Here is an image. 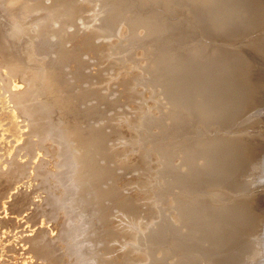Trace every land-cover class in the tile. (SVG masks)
<instances>
[{"label":"rangeland","instance_id":"374dc122","mask_svg":"<svg viewBox=\"0 0 264 264\" xmlns=\"http://www.w3.org/2000/svg\"><path fill=\"white\" fill-rule=\"evenodd\" d=\"M55 1L58 0H47V1L45 0L44 2L46 4H51L54 3ZM176 1L177 0L175 1L174 0H69L72 7L74 8L73 9L74 13L73 15H71L70 17L71 19H69V21H66L64 24L62 22L65 32L64 47L65 48L67 47L66 49L69 51L79 50V52L76 51L77 58L71 56L66 60H62L60 58L62 62L59 61L60 46L56 43L57 40L59 39V36L53 33L49 34L48 36L49 43L55 44V46L51 50L50 56L54 60V57L57 55L55 58V60L58 58L59 61L56 62L57 73L61 70L59 73L61 82L62 84L65 83V86L68 85L67 87H65L66 88L65 92L64 91L63 93L62 91L60 92L62 96L59 94L60 96L58 95L59 96L58 100L60 99L63 100L68 95L72 96V102H74L73 103L74 110L86 111L87 113V115H79L78 121L81 124V127L86 131V133L96 132L97 136L99 135L98 140L100 146H97V148L92 150L93 152L90 155H86V156L87 158L90 157L89 158L90 160H92V157L94 158L97 167L100 170L102 169V173L100 174L99 178H97V176L95 177L94 175L89 177V179L91 178L90 181L92 180L95 181V182L93 181L95 184L93 182L92 183L90 182L91 186H89L90 188L87 189V193L83 191V195L84 192L86 193L87 196L89 194L88 197L86 196V199H83L79 203V201L76 198H74L76 197L75 191H73L75 192L74 193L75 195L72 196L70 195V193H72V189L76 187L75 184H77V178H78L77 173H79L80 171L79 165L78 164L75 165L76 164L75 162L74 164H72L75 166V168L72 166V169L77 171V173L76 171L71 172L72 174L71 177L73 178H71L68 175V172L70 169V164L72 162L70 160L71 157L73 159L74 156L80 157L81 154L80 150L85 151L87 145L77 146L74 143L72 144L73 147H71L72 145H70L69 146L70 154L69 153L66 154L67 160L64 162H62L60 158L61 155L60 149L57 151L58 153L60 151V153L57 155V153L53 154L49 152L47 148H42V146L45 147V145H47L50 142L52 143V144L50 143L51 148L55 147L54 144L61 145L62 141H60L59 138L57 137L53 139L51 138L53 141L49 140V142L47 138L46 139L47 141H44L43 145L39 144L38 146V144H36V146L33 149L36 150V152L33 150H32L33 152L31 151L30 153L27 152L28 150L21 151L18 148V146L15 145L13 139L8 141L6 140L5 148L4 149L1 148L2 151L0 149V152L3 154V153H7L9 148H15L13 156L10 157L9 159H6L3 157V155H0L1 160L5 159L9 161L10 165H6V167L8 166L7 167L8 169L10 167L14 169L16 164L19 165L20 163L23 166L21 172L23 171L24 172L22 174L21 172H17L18 174H21L20 176H18V174H14V178H13L15 180V184L13 185L14 187L13 186L11 187L13 188L11 189V192L9 190L10 193L9 197L7 194L6 200L4 199L5 203H9V205H6V207L11 206L12 203L15 204L17 201L19 202L22 201L21 203L22 205L23 204L26 206L28 205V207L26 208L28 209V211L23 215L24 217L18 216V219L21 220V221L18 220L16 224L17 226H15L16 229L15 232H17V235L20 233L18 236L22 235L26 230L32 231L42 226L44 227L47 226L50 228L54 227V224L56 223L55 220L52 221V219H47L44 217H41L39 219L40 216L38 217L37 220L36 214L37 213L39 215L42 214L37 212V210L40 209L39 210L40 212L42 209L43 211L47 210L45 199L49 194H51V191L52 192L55 191V193L57 192V194L59 193L62 194V192L64 193L63 190L64 187L62 188L63 185L59 184V181H57L59 180V178L60 179L62 178L63 181L67 183L66 195H64L63 197H56L54 205L52 207L53 208L56 207L57 209L58 208L63 209L68 215L69 214L72 215L71 216L72 228L69 230L68 233L69 240L67 241V245L71 246V247L69 246L71 249L67 248L68 249L67 251L69 253L71 252L70 255L73 256L72 258H70L69 261L70 264H113L114 262H115L114 264H160L161 262H162L161 264H172V263L177 264L176 261L179 264H181L180 262H182L183 260H184L183 262L192 264L193 263L192 261H194V256L192 255H195L196 258L197 256L199 258H202V261L200 262L201 264H213L211 262V258H214L212 257V255H214L213 253H215L214 250L212 251L213 246L208 241L207 245H205V248L199 247L196 250H193L195 246V242H194L195 240L192 239L193 238L195 239V235L193 233L194 231L193 228L189 226L190 224L191 226L193 225L197 229L201 228L204 231L205 229L206 231H212L213 227L217 225V222L213 223V221L208 219L209 215L206 216V214H210L211 208L212 209L215 208L219 203V202L217 203L218 200L216 202L213 201L211 195L213 196L219 195L220 197L224 195V197H222L223 198L222 202L223 205L226 207H229V205L230 206L233 205L234 203L240 201L241 199L246 200L247 198L253 199V204H256L257 203L256 200L259 196L264 197L263 194L264 173L262 172V170H259L257 166L255 167V169H252L251 172H248L247 170L237 173V178H238L237 183L233 185V188L232 186H229V188L231 187L232 189L231 188L229 189L228 187L226 188L221 187L218 189L217 187L218 189L217 190L216 187L214 186L215 187L214 188L212 187V185L211 188L205 187L209 189V190L207 189L208 192L206 191V193H205V189L203 188L200 189L198 188L196 190L194 189L195 191L198 190L197 191L198 193L199 191H201V189L202 191L204 190V192L201 191L199 195L197 194L194 197V198L197 197L196 200L194 198L192 199L194 202L196 201L195 204H198V207L196 205V209H192V212L195 210L193 214L197 210L196 213L199 216L200 215L201 216L199 217L197 216V214L193 215L192 212H190V214L192 215L187 214V216H185V214L183 215V212L181 213L180 210L178 211V213L180 212L183 215L180 216L182 221L187 223L188 227H190L189 229H191L188 230L189 232L188 234H192L193 236L188 235L187 230L185 231V229H183L182 231H185L183 232V234L186 235L184 237V235L182 234L183 237H180L182 236L180 233L182 232L180 231L182 228H180L179 225L177 226L174 223H172L173 224L172 226L173 227L175 226V228L173 231L172 230L169 231L170 233L169 232L164 233L163 226L166 224L163 223L164 225L162 226L160 225V222L156 227L153 228L152 232H150L149 229L147 228V225L151 223L152 219H157V220L159 219L158 215H160L162 212L163 214L170 215L172 218L177 217L175 216V214H173L175 212L173 209H177L178 206L179 208L180 207L187 208L189 207L188 206L189 205L188 203H190L189 200H191L189 195L186 194V191L181 189L180 185H178L180 188L178 186L177 188L175 187L173 188L172 187L173 185L169 186L170 183L168 185L167 182V185L170 188L166 189L163 183L165 178L166 180L168 179L170 182H173L178 179L180 180L181 177L178 175L179 170L176 168H173L174 170L172 168L171 170L167 168L170 172H165V170L163 169L166 168L163 167L164 166L163 163L165 164L171 163L175 167L178 166L184 167V165H182L181 163L184 160H187L186 162L189 161L188 159H186V155L188 154L190 148L196 143L197 140H201V139L202 141L216 140L221 143L229 144L226 143L225 139H235L241 136H247L248 138H252V136H257L256 134L260 133V130L257 129L255 126L254 127L249 126V128L247 127L245 121L251 117L243 118L241 119V122L238 121L237 122L238 124L236 123L235 125H233V127L229 129H224L218 126H212L209 128L201 124H196L195 126L192 119L190 120V117L188 115L183 114L184 111L182 112V110L183 109L185 110L183 106L187 107L189 106L188 103L191 105V101H193V99L197 100V94L194 93L198 92L200 93L199 94L200 96L202 95L201 93L203 91L199 92L202 89V88L200 89L201 86L199 84L202 83L203 80H206L204 79L205 77H210L211 73H213L214 71L212 65H209V63L212 61L207 62V66H206L207 68H205L207 72H204L205 70L201 69L200 63H202L204 60L208 58L212 59V57H214L215 54L214 53L212 55L213 51L216 52L218 49H220L221 52H224L228 56H231L230 54H232V52L234 56H240L241 53L239 52L241 50L240 47L254 36L251 35L250 38L248 37L246 40L243 41H240L239 39L229 40L228 36L224 32L223 33L221 32L223 35L221 33H219L218 35L219 30L216 29L215 31L214 28L216 27L215 24H217L214 19V16L217 13L221 12L220 9L218 11L214 9L211 11V9H207V8L206 10L198 8L199 10L197 11L195 10L194 13H191L183 7H179L180 5ZM51 6L53 8L55 5L52 4ZM207 10H209L210 12H207ZM213 12L215 14H213ZM196 13L200 16V20H203L202 23L199 22V18L196 15ZM210 13L212 14V17L214 19L212 23H211L212 19L210 20L211 18ZM218 15L219 14H217V16ZM42 16H44V14ZM195 17L198 19H194ZM5 20L6 19H4V17L1 16L0 14V21H1L0 25L2 27L3 37L5 42L9 45L15 43V41L17 40L23 42L24 40H27L29 38L30 39L32 38L34 40L36 39L35 41H39L40 37H42L41 34L39 35L37 29L38 27H36L37 25H34L33 23L35 17L32 18L29 17V19L26 20V23L27 25H29V29H30V30L28 29V31L32 35L30 34L26 35L24 37L25 39L21 37L20 31L18 30L16 25L8 24L5 22ZM104 23L105 25H103ZM55 25H56L55 27L58 28L57 27L58 24ZM110 25L112 26V28ZM99 26L100 27L106 26V28L107 27L108 28L106 29L104 27L100 29ZM204 28L206 29V32H204L205 31ZM31 30L35 31V33H33V31L31 32ZM213 30L215 35L213 33ZM257 33L255 34V36L257 35ZM21 42L18 44H21ZM206 51H208L207 54ZM236 51L238 52V54L236 53ZM246 51H249V49H247ZM168 54H170L171 56ZM190 55L194 56L192 59L197 60L196 65L199 64L198 65L199 69L194 64L189 65V62L192 61ZM46 56L47 55H44L43 57L42 56L35 57V59L32 62L30 61L29 63L32 65L35 62L34 65L32 66L35 67L38 64L36 67L37 68L40 67L39 70L41 71L43 65L42 63L41 64L39 63ZM195 56L197 58H195ZM223 56L221 55V57ZM199 57L201 58L202 61L198 59ZM37 58L39 59L42 58V59L39 60ZM172 58L174 61L172 60ZM180 59L182 60V62ZM184 60L185 61L188 60L186 61V63L188 64H185ZM198 60L201 62H199ZM59 63H62L63 65ZM221 65L227 66V63L221 62ZM189 66L191 67L190 70L189 68H187ZM208 66H210L211 69ZM59 67L62 69H60ZM195 67L197 68V70L195 69ZM165 71H167V73H165ZM200 71H202L203 73L201 72L199 75ZM195 72H197L198 74ZM205 73L207 75H205ZM185 74L189 78L186 77ZM180 77L182 78V80ZM183 77H185L188 81V89H190L189 91H186L188 90L187 86H185L187 82ZM183 80H185L186 83L183 82V85L181 86L180 83H182ZM191 81L192 83L195 84L193 85ZM197 81L199 82V84ZM193 86H195V88ZM182 87H184L185 90ZM192 87L194 90L192 89ZM196 87H198L197 89L200 90H195ZM177 89H179L178 90L179 92L177 91ZM182 90L184 91V94ZM167 91L169 93H167ZM159 92L161 93V95L159 94ZM188 92L192 94L190 95ZM65 93L68 94L66 95ZM171 93L174 94L172 95ZM162 94L166 95L165 98L169 97L168 99L172 97L169 100L171 104L170 106H165L164 102H167V100L164 101L165 95L162 96ZM180 94L183 96V97L181 96L182 99L179 96ZM193 94L195 95L196 98H194ZM203 95L205 96V92ZM161 97L163 101L161 100ZM178 97L181 99L179 102H178L179 100ZM188 97L189 98L191 97L190 98L191 101ZM73 98L75 99V101H73L74 100ZM3 99L4 98L2 97L1 102L4 101ZM182 100H185V102L187 101V103H185ZM181 101L183 102L182 104L185 105L181 106L182 105ZM176 102L180 103L179 104L180 107L177 106L178 104ZM4 103L6 104V102ZM4 105H3L4 111H2V114L3 116L6 115L5 117L8 118L7 119V124H8L10 122V118H13L11 117L13 114L12 113L13 110L11 106L8 105L9 107L8 108L7 106L5 107ZM173 105H176L175 108H173ZM60 106H62L61 103L57 104V102L56 104H52L51 106V108L56 109V111L54 109L53 110L55 112L54 121L57 127L64 126L63 116L60 117L61 114H59L62 111L61 109H64V106H62V108H60ZM8 111H10L11 113ZM258 112H259L258 108H255L253 110L252 119H250L251 121L256 120L255 115ZM8 113H10L11 116H8L9 115ZM165 114L168 115V122L166 121L163 124L159 123V121H157L158 116L159 118L160 116L162 118V116ZM68 116H73V113H69ZM186 116L189 118H187ZM263 116H264V112H263ZM17 123L21 127H23L22 132L24 134L29 130L28 125L25 124L26 122H24L22 119L20 118L19 120L17 119ZM23 123L25 125H23ZM80 124L78 126H80ZM0 136H1V132H0ZM85 140L88 143V139ZM32 141L33 143L37 142V140L35 139H32ZM0 147H1V137H0ZM42 150L46 152H43ZM202 151L203 150L201 149L197 150L198 155L196 154V156H194L193 158L197 157L198 159L196 158L195 161L194 159H190L192 163L193 162L201 163L204 160L205 156L203 157V155L206 154L205 153L203 154ZM73 153L75 154L73 155ZM76 153L78 156L76 155ZM200 153H201V157L199 156ZM25 154L29 156H26ZM19 155H20L19 158L21 160L17 157L16 161H14L13 159ZM31 156H33L34 158H32ZM202 157L203 159L201 161ZM17 159H19L21 162L17 161ZM54 160L56 161V163ZM11 162L13 164H11ZM51 165L57 168L56 172L51 171L49 169V166ZM24 168L26 169V171ZM84 171L85 172L89 171V167ZM163 171L165 172V174ZM7 172L5 173V175L7 174ZM0 173H1V169H0ZM42 173L43 175H45L46 173L45 176L47 177L45 176L43 177H45L47 181L46 183L48 185L46 186L45 184L46 187L41 186L40 189L39 188L41 184L40 180L42 178L38 177V175L40 176V174ZM15 176L17 177L15 178ZM52 177L56 179L53 180ZM93 177L95 178L93 179ZM39 178L40 180H38ZM186 179L187 178L184 177V181ZM49 180H51L50 184L48 183ZM83 180L87 181L88 179H83ZM96 181L98 184L96 183ZM30 182H32V186L28 185V183ZM187 183H189V181H187ZM52 184L55 187H53ZM68 185H73V187L69 188ZM244 186H246L247 189H245ZM210 189L212 190L211 193H210L211 191ZM214 191H216V195L215 193H213ZM220 192H222L223 194L222 196ZM10 195H12L13 197L14 195L15 196L17 195L16 198L18 197L19 198L16 201L13 200L15 197L13 198ZM168 195L169 197L167 198ZM174 195L176 196V198ZM209 195L211 196V198ZM177 196L180 198L181 197L185 198L184 201L183 200L182 201L184 205L185 203H187L186 207L182 206L183 203L181 204ZM198 196L201 197L199 198V200H197ZM205 196H207L208 201L212 199L211 200L212 203H210L211 201L210 202L207 201L208 203L205 201L204 203V200H206ZM26 197L27 198L30 197L32 199L30 198L26 199ZM9 198H13V199H9ZM20 198H22V200ZM74 199H76L75 200L76 202H74ZM200 199L201 200L203 199V201H200ZM173 200L175 201V204ZM32 201L34 204L30 205L29 202ZM176 201L179 202L176 203ZM200 202L204 203L203 206L207 205L206 207L204 206L203 208L205 212H203V209H201L203 206L202 203ZM215 203H217L216 206ZM199 204L201 205V208H199L200 207ZM169 205L171 206L174 205L176 207L175 208L170 207ZM2 210L3 208L1 207L0 209L1 218L4 216L2 215V212L4 213V210L3 211ZM237 210H235V214L228 215L226 221L223 223L224 229L221 230V235H225L227 239H229L228 237L231 235L234 236L235 232L237 234L239 233L234 237L238 236L237 239H239V236H241L240 241L244 242L243 245L242 244L230 245L232 246L230 248L231 249L230 251H234L235 254L229 257L230 259L228 264H264V241L259 239L257 233L251 231L253 226V221H251V219L248 218L249 215L242 212V209L240 208ZM35 211L37 213H33ZM201 211L203 214L200 213ZM239 212L240 213L242 212V214L243 213L244 214L241 215ZM14 214H15L14 212H10L8 214V219L11 217L10 221L13 220L14 222L17 216V214L15 215ZM26 215L27 216L30 215L29 217L30 218L32 217L33 219L31 220L26 219L29 218ZM246 215L247 217H244ZM184 217H186V219ZM192 217H194V220ZM23 218L24 220L26 219L25 221L29 220V222H25ZM65 219L66 218L63 219L64 222L66 221ZM197 219H199L200 222H202L203 224L198 222ZM206 219L207 221H205ZM209 221H211V223H209ZM195 224L198 225L196 226ZM204 225L206 228L202 227ZM164 228L166 229V227ZM207 228L209 229L207 230ZM6 229H7V225H6ZM232 231L234 232V234ZM26 232L24 233V235L29 234V232L27 234ZM56 232L57 231H55L54 233ZM177 232L179 234L175 236ZM205 232L203 233L205 234ZM166 233L169 234L168 236L170 237L169 240L165 238L167 235ZM14 235H16V233ZM14 235L12 234V236ZM163 235L165 236L163 237ZM187 237H188V241H187ZM177 238H179L180 240ZM183 238L186 239V241H183L184 240ZM190 241L193 242L194 246H192L193 244ZM178 242L179 244L181 242L183 247L184 248L187 247V248L184 249L181 244L177 245ZM182 242H186V243H182ZM174 244L177 246H175ZM188 244H190L191 246ZM191 251H193L192 254ZM184 257L190 259H185ZM186 260H188V262ZM190 260L192 261L189 262ZM73 261H75L76 263Z\"/></svg>","mask_w":264,"mask_h":264},{"label":"bare ground","instance_id":"6f19581e","mask_svg":"<svg viewBox=\"0 0 264 264\" xmlns=\"http://www.w3.org/2000/svg\"><path fill=\"white\" fill-rule=\"evenodd\" d=\"M44 1H41V0H0V14H1V16H3L4 19H6L5 20L6 23L17 26L18 30L20 31L21 37L24 38L26 35L30 34L28 31L29 25H27V23H26V20L29 19V17H31V18L35 17V20L33 23H34V25H37L36 27H38L37 29H38L39 35L41 34V36H42V37H40L39 41H35L36 39L34 40L32 38L31 39L29 38L27 40H24L23 42L17 40V41H15V43L9 45L4 40L3 33H2V27L0 25V132H1V136H0L1 137V147H0V149L5 148L6 140L8 141V140L13 139L15 145H17L21 151H27L28 150L27 152L30 153L34 149L36 144H38V146H39V144L43 145L44 141H47L46 140L47 138H48V142H49V140L51 141L53 138L57 137V138H59L60 141H62L61 145H55L53 143L55 147L51 148L52 143L50 142L51 144L46 143L47 145H45V147H43L42 145L41 146H42V148H47L48 151L53 153V154L57 153V155H58L61 151L60 158H61L62 162H64L67 160L66 154L69 153V150H70L69 146L70 145H72L73 143L76 144L77 146L87 145L85 151L80 150V153H81L80 157L77 155L78 152L76 153V155L78 157L74 156V159L71 157L70 160L72 162L70 164V169L68 172V175L71 177L72 176L71 172L76 171V170L72 169V166L75 168V166L72 164H74V162H75L76 163L75 165H77V164L79 165V168H80L79 173H77V171H76L77 177H78L77 178V184L74 183L76 185V187H74V189H72V193H70V195L71 196L75 195L74 193L76 192V195H75L76 197H74V198H76L80 203L83 199H86L87 189L90 188L89 186H91L90 182L92 183L94 181V180L90 181L91 178L89 179V177L94 175L95 177L97 176V178H99L100 174L102 173V169L100 170L97 167L96 161H94V158L91 156L92 160H90L89 159L90 157L87 158V156H86V155H90L93 152L92 150L97 148V146H100L99 140H98L99 135L97 136L96 132L86 133V131L81 127V124L78 121L79 115H87V113H86V111L74 110V108H73L74 102H72V96L68 95L63 100H61L60 98H59L60 100H58V97L61 95L60 92L61 91H62V93H63V91L65 92V90H66L65 87H67L68 85L65 86V83L62 84L61 78L59 75L61 70L57 73L56 62L61 61V59L66 60L67 58H69L71 56H74V57L77 56L76 55L77 50L76 51H69L66 49L67 47L66 48L64 47L65 46V44H64V38H65L64 33L65 32H64L63 24L66 21H69V19H71L70 17L74 13V11H73L74 8L72 7L69 0H58V1H55L54 3H51V4H46ZM176 2H178V4L180 5L179 7H183L191 13H194L195 10L196 11L199 10L198 8L205 9V10L207 8V9H211V11L213 9L216 11H218L220 9L221 12L217 13L219 15L217 16V14H216L215 16H217V17L214 16V19L217 23V24H215L216 27H214V28H215V31H216V29L219 30L218 35H219V33L224 32L228 36L229 40L230 39L231 40L239 39L240 41H243V40H246L248 37L250 38L251 35L254 36L240 47L241 48V50L239 49L240 50L239 52H241L240 56H234L233 52H232V54H230L231 56H228L224 52H221L220 49H218L216 51L217 53L214 51L212 53V55L215 53L216 56L214 54V57H212V59L208 58L209 60L206 59L202 63H200L201 69H204L205 70L204 72H207L205 69V68H207L206 67L207 62L212 61L209 63V65H212L214 71H213V73H211L209 71L211 73V76L205 77L204 79H206V80H203V78H202V80H203L202 83L199 84V82L197 81L198 84L201 86L200 89L201 88L202 89L201 90L197 89L199 87L197 85L198 87H196L195 90H200L199 92L203 91L201 93L202 94L201 96L199 95L200 93H198V92L194 93V94H197V100L193 99V101H194L193 102L190 99L191 97L190 98L188 97L191 101V105L188 103L189 106H187V107H184L183 105H185V104H182L183 103L182 101L185 102V100L181 101V104H182L181 106H183V108H185V110L184 109L182 110V112L184 111L183 114L188 115L190 117V120L192 119L195 126H196V124H201V125H204V126L209 127V128L212 126H218V127L224 128V129H229V128L233 127V125H235L238 121L241 122V119H243V118L251 117L245 121V123L247 124V127L249 128V126H252V127L255 126L257 129L260 130V133L256 134L257 136H252V138H248L247 136H241V137L235 138V139H225L226 143L232 144L233 146L229 145V144L221 143V142L216 141V140L215 141H211V140L210 141H208V140L202 141V139L197 140L196 143L190 148L188 154L186 155V159H188L189 161L186 162L187 160H184L181 163L182 165H184V167L183 166L175 167L171 163L170 164L163 163L164 164L163 167L166 168V169H163V170H165V172H170L169 170H171V168L172 169L176 168L179 170V174L177 172L176 173L181 177L180 180L178 179V180L173 181V182H170L168 179L166 180V178H165L163 183H164L166 189H169L170 188L169 186H172V185H173L172 186L173 188L174 187L177 188V186L180 185L181 189L186 191V194L189 195L191 200H189L190 203H188L189 207H187V208H182V207L179 208V206L177 207V209L172 208L175 211L173 214H175V216H177V217L172 218L170 215L163 214V212H162L160 215H158L159 219L158 220L152 219L151 223H149L147 225V228L149 229L150 232H152L153 228L156 227L160 222V225H162V226L164 224H166L163 226L164 233H165V232H169L171 230L172 231L174 230L175 226L174 227L172 226L173 225L172 223H174L177 226L179 225L180 228H182L180 231L185 229V231L187 230V234H188L189 233L188 230H191V229H189L191 227V228H193V230H194L193 233L195 235V239L194 238L192 239V240H195L194 241L195 246H194L193 242L190 241L193 244L192 246H194L193 250H196L199 247L205 248V245H207V242L209 241L211 243V245L213 246L212 251L214 250V252H215V253H213L214 255H212V257H214V258H211V262L213 264H228L229 259H230L229 257L232 256L233 254H235L234 251H230L231 250L230 248L232 247L230 245H235V244H237V245L242 244L243 245L244 242L240 241L241 236H239V239H237L238 236L234 237L235 235H238L239 233L237 234L235 232V234H234L233 231L232 232H233L234 236H232V235L229 236L228 237L229 239H227V237H225V235H221V230L224 229L223 223L226 221V218L228 217V215L235 214V210L240 208V209H242V212H244L245 214H248L249 215L248 218L251 219V221H253V226H252L251 231L254 233H257L259 239L264 241V197L259 196L256 200L257 201L256 204H253V199L247 198L246 200L241 199L240 201H237L233 205H231V206L229 205V207H226L223 205V202H222V199H223L222 197H224L222 192H220L221 196L223 195L222 197H220L219 195H217V196L211 195L213 201L216 202L218 200L217 203L219 202L218 205H217V203H215V206L217 205L215 208L212 209L210 207L211 208L210 214H206V216L209 215L208 219L213 221V223L217 222V225L215 224L216 226L213 227V230L211 229L212 231H206V229H205V231H206L205 232L200 227H198L200 229H197L193 225H192L193 226L192 227L190 224H189L190 227H188L187 223L182 221L180 216L182 215L181 214L182 212H183V215L185 214V216H187V214L189 215L190 212H192V209H196V205L198 207V204H195L196 201L194 202L192 199L197 194L199 195L201 193L202 189H201V191H199V193L197 192L198 190L195 191L196 189L203 188V189H205V193H206L208 188H205V187L211 188V185H212V187L215 186L216 189H217V187H218V189L221 187H225V188L228 187L229 188V186H232V188H233V185H235V183H237V179H238L237 173H239L241 171H247V170H248V172H251V170L255 169V167H257V166H258L257 168L259 170H262V172L264 173V116H263V112H264V110H263L264 109V0H181V1L177 0ZM52 4L55 5L53 8L51 6ZM207 12H210V11L207 10ZM43 14H44V16H42ZM213 14H215V13L213 12ZM196 15L199 18V22L202 23L203 20H200V16L197 13H196ZM210 16H211L210 20L212 19L211 20V23H212V21H214V19L212 17V14ZM196 17L194 19H198ZM62 22H63V24H62ZM0 24H1V21H0ZM55 24H58V26H57L58 28L55 27L56 26ZM109 24H111V23H109ZM103 25H105V23ZM204 25H205V23H204ZM100 26H99L100 29H102L104 27L106 28V26H104V27H100ZM111 28H112V26H111ZM204 29H203V31H204ZM32 31L33 30H31V32ZM193 32H195V31H193ZM204 32H206V29ZM257 32L260 34H258ZM33 33H35V31H33ZM52 33L59 36V39L56 42L60 46L59 59L60 58L61 59L59 61H58V58L55 60L57 55L54 57V60L50 56L51 50L55 46L54 43L50 44L48 41V36H49V34H52ZM213 33H214V30H213ZM256 33H257V35L255 36ZM205 34H207V33H205ZM209 34H210V32H209ZM30 35H32V34H30ZM214 35H215V33H214ZM27 37H30V36H27ZM33 37H34V35H33ZM185 38H187V37H185ZM53 39H51V40H53ZM20 42H21V44H18ZM247 49H249V51H246ZM77 52H79V50ZM207 53H208V51H206V54ZM236 53L238 54L237 51H236ZM227 54H228V51H227ZM234 54H235V52H234ZM44 55H47V56L43 60H41L42 58L41 59L37 58V59L41 60V62L39 64L42 63V65H43V67L41 66L42 69L44 68L43 70L41 69V71H42L41 72L39 70L40 67L39 66H38L39 68L36 67L38 64L35 67H33L32 65H34L35 62L32 65L29 62L30 61L32 62L35 59V57H38V56L43 57ZM168 55H170V54H168ZM221 55L222 56L224 55V56L221 57ZM193 57L194 56L190 55V58L192 61L189 62V65H193V64L196 65L197 64V60L192 59ZM195 58H197V57L195 56ZM71 59H73V58H71ZM161 59H163V58H161ZM185 59H187V58H185ZM198 59L201 60L200 57ZM172 60H173V58H172ZM186 61H188V60H186ZM186 61H185V64H188V63H186ZM201 61H199V62H201ZM181 62H182V60H181ZM221 62L227 63V66L221 65ZM59 64H62V63H59ZM198 65H196V66L198 67ZM75 66H77V65H75ZM183 66H184V64H183ZM185 66H187V65H185ZM208 67L210 68V66H208ZM169 68H171V67H169ZM187 68H189V70H190L191 67L189 66ZM60 69H62V68H60ZM195 69L197 70L196 67H195ZM195 69H194V71H195ZM198 69H199V67H198ZM185 72H187V71H185ZM197 72H195V73H197ZM201 72L202 71L199 72V75ZM165 73H167V71H165ZM163 74H164V71H163ZM171 74H172V72H171ZM205 75H207V74L205 73ZM208 75H210V74H208ZM185 76H186V74H185ZM186 77H188V76H186ZM183 78H185V77H183ZM181 80H182V78H181ZM185 80L187 83L185 82ZM185 80H183L182 83H180V84L182 86L183 82L186 83L187 85L185 84V86H187V89H188V81L186 78H185ZM192 81H191V83H192ZM68 83H70V82H68ZM192 84L194 85L195 83H192ZM184 87H182V88H184ZM193 87L195 88V86H193ZM193 87H192V89H193ZM185 88H184V90H185ZM178 90L179 89H177V91ZM189 90L190 89H188L186 91H189ZM168 91H167V93H169ZM182 91H180V92H182ZM186 91H185V93H186ZM204 92H205V96L203 95ZM188 93L190 95L192 94L190 92H188ZM65 94H64V96H65ZM159 94L161 95L160 92H159ZM183 94H184V91H183ZM164 95L165 94H162V96H164ZM168 95H167V97H168ZM190 95H188V96H190ZM179 96L181 97L182 95L180 94ZM2 97L4 98L3 102H1ZM165 97H166V95L164 96V98ZM182 97H181V99H182ZM168 98L164 99V101L167 100V102H164L165 106L171 105L169 100L172 97H170V99H168ZM194 98H196L195 95H194ZM181 99L179 98L178 102ZM161 100H162V97H161ZM161 100H160V102H161ZM186 100H188V99H186ZM73 101H75V99ZM174 101H176V100H174ZM4 102H6V104ZM56 102H57V104L61 103V105L64 106V109H61L62 111L60 110L63 113V115L61 112L60 113L57 112V113L61 114L60 117L63 116V119H64V121H63L64 126L62 125L63 127H57L55 125V121H54L55 120L54 119L55 112H54V110L56 111V109L51 108V106H52V104H56ZM178 102H176L178 104L177 106L180 107L179 106L180 103H178ZM176 103H174V104H176ZM185 103H187V101ZM3 105L5 107L6 106L8 107V105H9V106H11V108L13 110L12 116L10 114L11 112L8 111V112H10V113H8L9 114L8 116L13 117V118H10V122L8 124H7L8 118L5 117L6 115L3 116V114H2V111H4ZM62 106H60V108H62ZM175 106L176 105H173V108H175ZM255 108H258L259 112L255 115L256 120L251 121L250 119H252V112ZM69 113H73V116H68ZM167 114L163 115L162 118H161V116H160V118L158 116L157 121H159V123H161V124L165 123L166 121L168 122V115ZM189 117H187V118H189ZM19 118L22 119L24 122H26L25 124L28 125L29 130L25 134L22 132L23 127H21L17 123V119L19 120ZM58 120H59V118H58ZM61 120H62V118H61ZM248 121H251V122H248ZM25 124L23 123V125H25ZM79 124H80V126H78ZM252 127H250V128H252ZM32 139L37 140V142L33 143ZM85 139H88V143L86 142ZM71 147H73V145ZM2 149H1V151H2ZM59 149H60V151L58 153L57 151ZM199 149L203 150L202 153L203 154L205 153L207 155V157H206V155H203V157L205 156V158L203 161H202L203 157L201 158V161H202L201 163H194V162L192 163L190 159H194V161H195V159L197 157L196 158H193V157L196 156V154L198 153L197 150H199ZM14 150H15V148H9L7 153L2 154L0 152L1 153L0 155H3L4 158L9 159L10 157L13 156ZM16 151H17V149H16ZM33 151L36 152V150H33ZM35 152H34V154H35ZM43 152H46V151H43ZM199 152H201V151H199ZM18 153H19V150H18ZM74 154L75 153H73V155ZM23 155H24V153H23ZM26 156H29V155H26ZM199 156L201 157V153L199 154ZM17 157L19 158L20 155L16 156L14 159L13 158L12 159L14 161H16ZM31 157L34 158L33 156H31ZM31 157H28V158H31ZM19 159H17V161L21 160V159L20 160ZM4 160L5 159L0 161L1 162L0 163L1 164L0 165L1 166L0 167V169H1V173H0V209L2 207L4 210V213L2 212V215H4V216L2 218H1V212H0V264H70L69 263L70 258H72L73 256L70 255L71 252L69 253L67 251L71 247L70 245H67V241L69 240L68 239L69 230L72 228V225H71V222H72L71 216L72 215H70V214L68 215L63 209H59V208L57 209L56 207L55 208L52 207L54 205L56 197H63L64 195H66L67 183L64 182L62 178L61 179L59 178V180H57V181H59V184L63 185L62 188L64 187V189H63L64 193L63 192H62V194L59 193L60 194L59 195V194H57V192L55 193V191H53V192L51 191V194H49L47 196V198L45 199V204L47 205V208H46L47 210L43 211V209H42L41 212L39 211L40 209L37 210V212H39L40 214L42 213L41 214L42 216L39 215L36 211L33 212V213H37L36 214L37 216L35 215L37 217V220H38L39 216H40L39 219L41 217H44L47 219H52V221L55 220L56 223L54 224V227L50 228L47 226L46 227L42 226L36 230H32V231L26 230L27 231V232L25 231L26 234L28 232H29V234L24 235V233H25L24 232L22 235L18 236L20 233L17 235V232H15V230H16L15 226H17L16 224H17V221L19 220L18 216L24 217L23 215L28 211V209H26L28 207V205L27 206L24 204L22 205L21 204L22 201L21 202L17 201L19 198V197L16 198L17 195L16 196L14 195V197L16 199L12 195H10L14 199L13 198H9V199L16 200L17 202L15 203V201H14L15 204L12 203V205L9 207H6V205H9V203H5L4 201L6 200L7 194L9 197V194H10L9 190L11 192V189H13L11 187L15 184V180L13 179L14 174H18L17 172H21V170L23 169V166L20 163L19 165L16 164L14 169L12 167H10L8 169L7 168L8 166L6 167V165H10V163H9V161H7V160L4 161ZM199 161H200V158H199ZM55 163H56V161H55ZM11 164H13V163L11 162ZM55 166H56V164H55ZM55 166L51 165V166H49V169L51 171L56 172L57 168H55ZM84 167H85V169H88V167H89V171L85 172ZM76 168H77V166H76ZM167 168H169V170ZM25 171H26V169H25ZM6 172H7V174L5 175ZM23 172H21V174ZM165 172H164V174H165ZM171 173H172V171H171ZM21 174H18V176H20ZM25 175H26V173H25ZM45 175H46V173H45ZM45 175H43V173L40 174V176L38 175V177L42 178L41 179L42 181L40 180V178L38 179L41 182L40 187H39L40 189H41V186H45V184H46V186L48 185L46 183L47 181L45 179V177H47V176H45ZM48 175H49V173H48ZM43 176H45V177H43ZM16 177L17 176H15V178ZM50 177H51V175H50ZM95 177H93V179ZM164 177H165V175H164ZM184 177L187 178L185 181H184ZM37 178H36V180H37ZM71 178H73V177H71ZM48 179H49V176H48ZM54 179H56V178H53V180ZM83 179H88V180L86 181ZM50 181L51 180H49V182H48L49 184H50ZM187 181H189V183H187ZM167 182H168V185L170 183L169 186L167 185ZM96 183H97V181H96ZM53 184H52V186L55 187ZM28 185L32 186V182L28 183ZM45 187H42V188H45ZM68 187L72 188L73 185H68ZM244 188L247 189L246 186H244ZM212 190H213V188H212ZM212 190L210 191V193L212 192ZM7 191H8V193H7ZM73 191H75V192H73ZM83 191L86 192V193L84 192V195H83ZM202 192H204V190ZM19 193H20V191H19ZM210 193H208V194H210ZM213 193H215V195H216V191H214ZM217 193H219V192H217ZM263 194H264V192H263ZM20 195H21V193H20ZM23 196H22V198H23ZM88 196H89V194H88ZM95 196H96V194H95ZM211 196H210V198H211ZM98 197H100V196H98ZM168 197H169V195L167 196V198ZM205 197H206V200H204V203H205V201L206 202L208 201L207 196H205ZM22 198H20V199L22 200ZM29 198L26 197V199H29ZM175 198H176V196H175ZM196 198H194V199L196 200ZM199 198H201V197L198 196L197 200H199ZM220 198H221V201H220ZM30 199H32V198H30ZM76 199H74V202H76L75 201ZM178 199L182 204L185 198L178 197ZM211 200H209L208 202H210ZM179 201H176V203ZM200 201H203V199L202 200L200 199ZM7 202H8V200H7ZM29 203H30V205L34 204L33 201L29 202ZM200 203H202V202H200ZM204 203H202V206ZM210 203H212V201ZM174 204H175V201H174ZM186 204L187 203H185V205H184V203H183L182 206L186 207ZM75 205H76V203H75ZM176 205H179V204H176ZM169 206L174 207V208L176 207L174 205L173 206L169 205ZM204 206L206 207L207 205H204ZM204 206L201 208V205H200L199 208L203 209ZM208 206H210V205H208ZM165 207H167V206H165ZM205 209H207V208H205ZM179 210L181 212V213L179 212L180 215L178 213ZM176 211H177V213H176ZM10 212H14L15 214H17L14 222L12 219H11L12 221H10V218H11L10 215H9L10 218L8 219V214ZM193 212H192V214H193ZM196 212H197V210H196ZM196 212L193 215H196L197 214ZM203 212H205L204 209H203ZM208 212H209V210H208ZM242 212L241 213L239 212V213L241 215H243L244 213L242 214ZM200 213L203 214L202 211ZM192 214H190V215H192ZM29 216H27V217H29ZM197 216H199V215L197 214ZM14 217H12V218H14ZM173 217H174V215H173ZM244 217H247V215ZM64 218H66L65 222L63 221ZM184 218L186 219V217H184ZM192 218L194 220V217H192ZM26 219L31 220L33 218L29 217ZM199 219H197L198 222H200ZM23 220H24V218H23ZM29 220L25 221V222H29ZM163 220H164V222H163ZM19 221H21V220H19ZM205 221H207V219ZM211 221H209V223H211ZM2 222H5V223H2ZM200 223H202V222H200ZM5 224L7 225V229H6ZM63 224H64V226H63ZM21 226H23V225H21ZM33 226H34V224H33ZM37 226H38V224H37ZM61 226H63V227H61ZM164 227H166V229ZM202 227L204 228L205 225ZM208 227H209V225H208ZM18 228H19V226H18ZM28 228H30V227H28ZM35 228H33V229H35ZM176 229H178V228H176ZM208 229L209 228H207V230ZM6 230H8V231H6ZM55 231H57V232L54 233ZM185 231L180 232L181 235ZM203 232H205V234ZM15 233H16V235H14ZM12 234L14 236H12ZM177 234H179V233L177 232L175 234V236ZM201 234L204 236H202ZM230 234H232V233H230ZM183 235L180 237H183ZM185 235H184V237H185ZM188 235H192V234H188ZM164 236L165 235H163V237ZM168 236H169V234H167L165 237L167 240H169V238H170ZM226 236H227V234H226ZM188 237H187V241H188ZM179 238H177V239H179ZM183 241H186V239H184ZM182 243H186V242H182ZM180 244H181V242H180ZM180 244L178 242L177 245H180ZM177 245H175V246H177ZM188 245H190V244H188ZM184 246H185V244H184ZM190 246H189V248H190ZM182 247H183V245H182ZM239 247H241V246H239ZM185 248H187V247H185ZM191 249H192V247H191ZM261 249H262V247H261ZM192 252L193 251H191V254H192ZM72 253H73V251H72ZM192 256H194V261L190 260L189 262L192 261L193 262L192 264H194V263L195 264H201L200 262L202 261V258H199L198 256L196 258L195 255H192ZM185 259H190V258H185ZM152 260H153V258H152ZM186 261L188 262V260H186ZM73 262H75V261H73ZM182 262H180V263L182 264ZM154 263H157V262H154ZM158 263H159V260H158ZM176 263L179 264L177 261H176ZM183 264H189V263L183 262Z\"/></svg>","mask_w":264,"mask_h":264}]
</instances>
